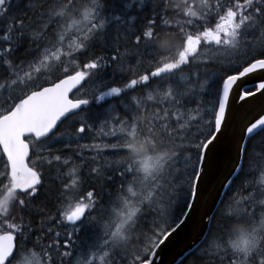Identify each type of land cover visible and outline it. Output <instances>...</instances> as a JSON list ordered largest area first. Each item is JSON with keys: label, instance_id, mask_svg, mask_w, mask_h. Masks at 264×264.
<instances>
[{"label": "snow or ice", "instance_id": "snow-or-ice-1", "mask_svg": "<svg viewBox=\"0 0 264 264\" xmlns=\"http://www.w3.org/2000/svg\"><path fill=\"white\" fill-rule=\"evenodd\" d=\"M257 94L264 0H0V264H264Z\"/></svg>", "mask_w": 264, "mask_h": 264}, {"label": "water", "instance_id": "water-1", "mask_svg": "<svg viewBox=\"0 0 264 264\" xmlns=\"http://www.w3.org/2000/svg\"><path fill=\"white\" fill-rule=\"evenodd\" d=\"M251 86L252 83L249 82L247 88ZM262 108H264V97H261L259 94H257L255 98H248L246 102L240 100L233 101L231 113L232 130H235L238 135V127L260 114ZM234 158L235 150L229 142H226L225 145L216 152L217 179L213 183L214 189L219 188L220 181L228 177L229 169L232 167ZM202 228L203 225L201 224L190 223L188 227L179 231L171 241L163 247V250L159 252L156 264L177 263Z\"/></svg>", "mask_w": 264, "mask_h": 264}, {"label": "trees", "instance_id": "trees-1", "mask_svg": "<svg viewBox=\"0 0 264 264\" xmlns=\"http://www.w3.org/2000/svg\"><path fill=\"white\" fill-rule=\"evenodd\" d=\"M109 79H112V77H109ZM119 83H121L120 77L116 76L115 77V84H119ZM177 264H182V259ZM183 264H189V261H183Z\"/></svg>", "mask_w": 264, "mask_h": 264}]
</instances>
